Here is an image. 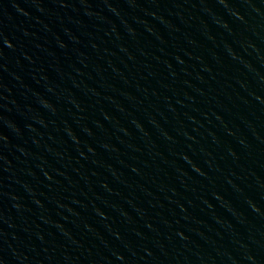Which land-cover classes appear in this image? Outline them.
Listing matches in <instances>:
<instances>
[{
  "label": "water",
  "instance_id": "water-1",
  "mask_svg": "<svg viewBox=\"0 0 264 264\" xmlns=\"http://www.w3.org/2000/svg\"><path fill=\"white\" fill-rule=\"evenodd\" d=\"M0 264H264V0H0Z\"/></svg>",
  "mask_w": 264,
  "mask_h": 264
}]
</instances>
